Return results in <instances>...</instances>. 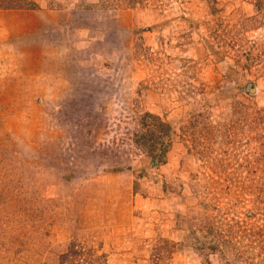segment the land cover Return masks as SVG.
Returning a JSON list of instances; mask_svg holds the SVG:
<instances>
[{
	"label": "rangeland",
	"instance_id": "374dc122",
	"mask_svg": "<svg viewBox=\"0 0 264 264\" xmlns=\"http://www.w3.org/2000/svg\"><path fill=\"white\" fill-rule=\"evenodd\" d=\"M29 1L0 7V264H264V0Z\"/></svg>",
	"mask_w": 264,
	"mask_h": 264
},
{
	"label": "trees",
	"instance_id": "16d2710c",
	"mask_svg": "<svg viewBox=\"0 0 264 264\" xmlns=\"http://www.w3.org/2000/svg\"><path fill=\"white\" fill-rule=\"evenodd\" d=\"M34 5L35 3L29 0H0V7L33 8ZM139 118L142 119L141 121H143V125L146 126V129L145 131H135L134 141L148 142L147 152L150 154L151 163H154L155 161L154 164H157L161 162V159L164 161L163 157L166 156V153L169 149V142L165 139V136L170 132V124L162 121L157 115L149 111L140 113ZM154 127H159L160 131L157 133L154 130ZM71 253L76 255L79 253V251L76 249H71V247L68 248L67 252L64 251L59 254V263L67 264V260L71 256Z\"/></svg>",
	"mask_w": 264,
	"mask_h": 264
}]
</instances>
